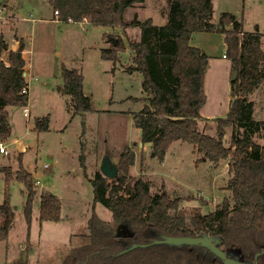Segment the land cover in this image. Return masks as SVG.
Returning a JSON list of instances; mask_svg holds the SVG:
<instances>
[{
	"label": "trees",
	"instance_id": "trees-1",
	"mask_svg": "<svg viewBox=\"0 0 264 264\" xmlns=\"http://www.w3.org/2000/svg\"><path fill=\"white\" fill-rule=\"evenodd\" d=\"M145 1L51 0V3L59 21L86 20L95 26L141 29V40L128 42L134 56L126 68L129 73L143 75L146 105L133 114L134 126L141 132V144H150L152 156L160 163L175 142L192 145L193 153L201 155L199 163L209 161L218 167L222 161L226 162L230 177L227 189L232 195L225 197L214 212L186 219L179 214L180 197L172 198L166 191L152 195L148 181L131 176L135 153L127 148L121 154L116 179H108L101 172L92 179L94 203L111 211L117 227L93 212L87 222V242L72 247L60 264H224L200 246L154 245L116 256L133 244L157 240L153 233L213 237L228 256L252 263L255 255L264 251V146L253 141L264 129V121L254 119V104L249 100V95L264 82L261 35L246 34L243 24L229 13H223L218 24L212 23L211 0H169V18L164 26L153 25L151 19L126 22L125 10ZM206 31L225 34L226 57L233 71L238 70V79L231 83L230 111L226 117L213 120L215 136L199 127L201 110L206 104L204 81L209 57L190 43L193 34ZM20 47V52L9 51L6 66L1 56L8 47L0 41V142L9 140L12 133L7 108H23L28 103V94H22V89L28 86L23 74L26 64L22 41ZM125 47V41L119 39L117 45L102 49L101 56L116 63ZM63 74L64 90L71 95L75 112H87L90 102L84 95L83 76L67 68ZM49 126L48 118H43L36 128L42 132L48 131ZM233 127L243 132L225 145V135ZM21 159L19 156V169L15 173L5 172L4 179L6 184L17 181L24 185L23 215L30 228L37 191L34 176ZM8 194L0 205V242L8 238L15 224L16 210ZM61 210L60 200L50 192H43L37 220L58 223ZM257 262L264 264V254ZM14 264H29L28 255Z\"/></svg>",
	"mask_w": 264,
	"mask_h": 264
},
{
	"label": "rangeland",
	"instance_id": "rangeland-1",
	"mask_svg": "<svg viewBox=\"0 0 264 264\" xmlns=\"http://www.w3.org/2000/svg\"><path fill=\"white\" fill-rule=\"evenodd\" d=\"M214 2V23L218 24L221 12L228 11L243 22L246 34L258 33L264 40V0ZM169 8V0H146L128 7L124 20L151 19L154 25L162 26L168 21ZM55 17L51 0H0V41L3 39L12 51L15 48L11 45L15 44L18 50L22 40L29 71L28 103L23 108H7L12 133L9 140L2 142L10 154H0V205L9 193L10 204L16 210L14 227L8 238L0 242V264H14L26 254L29 264H60L72 247L87 242L86 227L93 212L117 227L111 211L94 203L92 179L100 172L105 155L119 166L121 154L127 148L134 151L135 162L138 157V163L130 170L131 176L148 181L152 195L166 191L172 198L180 197L179 214L186 219L214 212L225 197L232 195L227 189L230 177L226 162L222 161L218 167L209 161L199 163L201 155L194 154L190 144L173 143L163 163L152 156L151 148L140 151V130L134 126L133 114L146 105L143 75L129 73L126 68L134 56L128 42L140 41L141 29L123 30L84 21L70 23L59 21V15ZM219 35L220 32H197L192 42L211 56L220 48ZM111 38L125 41L126 49L116 63L101 56V50L112 45ZM3 57L8 59V53ZM212 62L219 67L228 65L231 74L227 78L230 85L227 92L231 96L234 72L231 61L213 58ZM64 68L75 69L83 76L84 95L90 102L87 112H75L72 97L64 90ZM219 96L220 115L227 99L221 92ZM24 109L28 116L24 115ZM208 109L209 106L203 110L199 127L215 136L216 124L206 119ZM253 116L257 120L260 114ZM43 118H48L50 126L48 131L40 132L36 125ZM242 132L237 127L228 129L225 145ZM253 141L264 143V129ZM19 156L33 180L40 182V185L35 182L37 197L31 229L23 215L24 185L17 181L6 184L4 179L5 172L15 173L19 169ZM43 192H50L60 200V222H38Z\"/></svg>",
	"mask_w": 264,
	"mask_h": 264
},
{
	"label": "crops",
	"instance_id": "crops-1",
	"mask_svg": "<svg viewBox=\"0 0 264 264\" xmlns=\"http://www.w3.org/2000/svg\"><path fill=\"white\" fill-rule=\"evenodd\" d=\"M211 1H212V6H213V16H214V12L216 11L215 10L216 5H215L214 0H211ZM223 13H229V14L234 15L233 13H230L228 11L221 12V15ZM220 17H219V19H220ZM236 19L239 22H241L237 17H236ZM152 23H153V21H152ZM212 23H214L213 17H212ZM241 23L243 24V22H241ZM214 24H216V23H214ZM153 25H154V23H153ZM162 26H164V25H162ZM158 27H160V25H158ZM228 28L230 29V27H228ZM243 28H244V25H243ZM128 29L131 30L134 28H128ZM135 29H138V28H135ZM1 33H2V29L0 28V36H1ZM224 39H225V34L220 33V35H219V41L221 42L220 48H218L217 52H213L211 56H208L209 62H208V67H207V71H206V75H205L206 79L204 81V90H205V94H206V104L203 106V108L201 110V115H202L203 110L205 108H207V106H209V109H208L209 114L207 116L208 118H206V119L211 120V121H213L217 117L228 115V113L230 111L231 96H229L228 92H227V90H229V88H230V85H228V83H227V78L231 74V71H230V69H228V65H226V64H224L222 67H219L217 63H214L216 61L211 63V60H213V58H216L219 61L228 60L227 57L226 58L223 57V55L226 52V48H227V46H226L227 44H225ZM1 41H3V43H5V41L3 39ZM261 42H262V45H263L262 47H263V51H264V40H263L262 35H261ZM16 43H18V42H16ZM190 43H192L191 46H193V47L199 48L200 50L203 49V48H200V46H198V44L193 43L192 39H191ZM5 45L7 46V44H5ZM11 47L16 49L15 44L11 45ZM9 51H11V48L10 49L8 48V50L5 53H8V55H9ZM12 51H15V50H12ZM24 51H25V49H24ZM24 51L22 52V56H23L25 64H26V60L24 57ZM133 55H134V52H133ZM3 56H4V54H3ZM3 56H1V60L4 62V64L8 63V66H9L8 59H5ZM24 71L25 72L23 74H24L25 80L27 82V75L29 74L27 64L24 67ZM27 85H28V94H29V83L28 82H27ZM219 92L222 93V96L224 97V99H227V106H225L223 114H220V115L217 114L218 113V106L217 105H219V97H220ZM249 97H250L249 100L252 101L254 104V114H257V113L260 114V116L257 118V121L263 122L264 121V82L261 83V85L252 94H250ZM259 145L264 146V143H259ZM140 148H141L140 151H142L143 148L144 149L150 148V145L147 144V145L143 146L140 143ZM143 154H144V156L146 155L145 152ZM136 162L138 163L137 155H136Z\"/></svg>",
	"mask_w": 264,
	"mask_h": 264
},
{
	"label": "water",
	"instance_id": "water-1",
	"mask_svg": "<svg viewBox=\"0 0 264 264\" xmlns=\"http://www.w3.org/2000/svg\"><path fill=\"white\" fill-rule=\"evenodd\" d=\"M229 28H227L228 30ZM110 42L113 45H117V40L114 38L110 39ZM18 52L21 51V47L18 48ZM238 79V70H234L231 81L234 82ZM141 136V132H140ZM142 145V144H141ZM150 145V144H149ZM100 172L108 179H116L119 176V166L118 163L110 158L109 155H105L103 157L102 162L100 163ZM155 237L158 239L149 243V244H133L128 249L118 252L116 256H122L132 250L138 248H148L154 245H168L170 247H183V246H200L208 249L211 253L222 260L224 264H258L257 259L259 256L264 254V251L257 253L254 258V262L247 263L241 261L239 258H231L228 256L219 246L220 242L218 239L209 236H200V237H190V236H182V237H172L166 236L160 233H153Z\"/></svg>",
	"mask_w": 264,
	"mask_h": 264
},
{
	"label": "built area",
	"instance_id": "built-area-1",
	"mask_svg": "<svg viewBox=\"0 0 264 264\" xmlns=\"http://www.w3.org/2000/svg\"><path fill=\"white\" fill-rule=\"evenodd\" d=\"M55 15L56 17H58V12L55 11ZM70 23H73L72 20L70 19L69 20ZM87 21L84 20V23H86ZM16 51V49H14ZM224 58H226V53L223 55ZM7 66H8V63H5ZM22 94H28V86H25L23 89H22ZM24 115L25 116H28V111L27 109H24ZM0 154H3V155H9L10 153L7 151V148L5 146V144L3 142H0ZM36 182V185H40V182L39 181H35Z\"/></svg>",
	"mask_w": 264,
	"mask_h": 264
}]
</instances>
